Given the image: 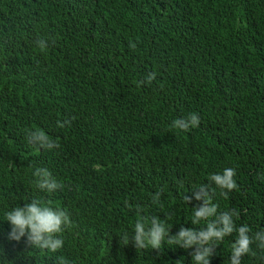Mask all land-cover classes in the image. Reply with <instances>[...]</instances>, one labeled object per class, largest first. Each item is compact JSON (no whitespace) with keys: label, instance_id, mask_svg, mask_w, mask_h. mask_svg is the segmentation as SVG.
<instances>
[{"label":"trees","instance_id":"trees-1","mask_svg":"<svg viewBox=\"0 0 264 264\" xmlns=\"http://www.w3.org/2000/svg\"><path fill=\"white\" fill-rule=\"evenodd\" d=\"M192 113L197 127H171ZM37 129L59 147L29 144ZM38 167L64 187L38 189ZM227 167L238 187L225 198L213 182L212 202L254 235L264 230V0H0V264H195V245L137 249L134 224L206 228L192 224L195 192ZM32 199L69 215L55 253L8 239L5 213ZM237 235L217 242L210 264H231ZM257 244L241 264H264Z\"/></svg>","mask_w":264,"mask_h":264},{"label":"clouds","instance_id":"clouds-1","mask_svg":"<svg viewBox=\"0 0 264 264\" xmlns=\"http://www.w3.org/2000/svg\"><path fill=\"white\" fill-rule=\"evenodd\" d=\"M37 44L41 49L46 47L44 40H38ZM129 46L135 49L136 43L130 41ZM155 78L156 73L150 72L145 80L148 84H151ZM144 82L141 81L140 83ZM70 123V120L57 121V126L62 128L65 124ZM198 125L199 116L192 113L187 118L175 119L171 127L188 131ZM25 135L29 144L39 148L50 150L59 147V143L51 140L43 130H26ZM235 175L236 170L227 167L223 169L222 173L211 174L208 177L209 183L200 185L199 191L195 192V198L203 200V204L194 208L192 224H199L201 220H204L207 222L206 228L195 229L181 226L177 234L170 235V228H166L165 223L159 217L152 216L149 222L148 217L140 216L134 224V234L131 235L135 247L137 249L151 247L160 250L162 242L167 238V243H174L185 249L195 245V250L191 253L195 264H210L209 258L214 254V250L218 246L217 242L222 241L225 236L231 235L235 231L238 235L231 246V264H241V257L251 252L250 245L254 241L258 242L257 246L264 250V230L249 235L250 228L248 225L236 227L233 217L238 218L239 213L235 209L218 213V206L212 202L214 190L211 188V184L214 182L216 187L221 189V195L227 198L228 193L238 187L234 179ZM33 176L36 178L35 186L41 191L52 193L64 187L45 168H36ZM159 197L160 192L155 193L153 202L158 203ZM184 199L188 203L191 197L185 195ZM125 204L129 208L132 207L127 200ZM136 210L141 211V205H136ZM211 217H215V219H209ZM5 221L9 222L11 226L8 233L9 240L20 241L22 237H26L31 246L52 253L63 247V240L58 234L63 231L64 226L71 223L66 210L53 208L40 199H32L30 203H26L23 207L17 206L7 211ZM125 239L127 242L129 241L127 234H125ZM56 259L57 264H69L63 256Z\"/></svg>","mask_w":264,"mask_h":264}]
</instances>
